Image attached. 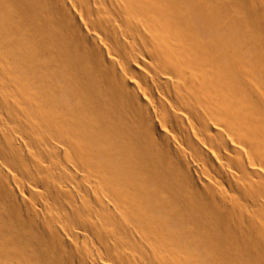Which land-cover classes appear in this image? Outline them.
<instances>
[{"label":"bare ground","instance_id":"6f19581e","mask_svg":"<svg viewBox=\"0 0 264 264\" xmlns=\"http://www.w3.org/2000/svg\"><path fill=\"white\" fill-rule=\"evenodd\" d=\"M0 264H264V0H0Z\"/></svg>","mask_w":264,"mask_h":264}]
</instances>
